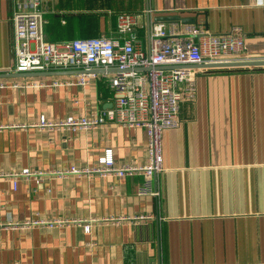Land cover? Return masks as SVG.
<instances>
[{"label": "crops", "instance_id": "1", "mask_svg": "<svg viewBox=\"0 0 264 264\" xmlns=\"http://www.w3.org/2000/svg\"><path fill=\"white\" fill-rule=\"evenodd\" d=\"M25 0H0V174L50 173L149 162L142 128H39L103 115L113 105L114 67L41 77L12 76L13 12ZM208 32L241 29L250 56L264 58V0H47L51 42L117 33L120 14ZM173 18V19H172ZM180 18V20L176 19ZM145 29L135 30L144 42ZM196 97L181 105L179 127L162 136L158 196L138 195L143 174L19 178L0 176V264H264V67L200 70ZM149 217L145 221L137 218ZM64 221L63 224L41 223ZM81 220L82 223H73ZM107 220V221H106ZM86 225H90L86 229Z\"/></svg>", "mask_w": 264, "mask_h": 264}, {"label": "built area", "instance_id": "2", "mask_svg": "<svg viewBox=\"0 0 264 264\" xmlns=\"http://www.w3.org/2000/svg\"><path fill=\"white\" fill-rule=\"evenodd\" d=\"M45 1L25 0L13 12L14 72L79 69L82 73L77 82L84 85L88 84L91 77L88 73L93 68L114 67L117 72L110 78L113 105L103 115L56 122L42 118L37 126L51 130L62 127L88 129L111 123L131 129L142 128L148 136L149 162L144 166H116L112 151L108 150L96 168L72 167L50 173L22 170L0 176L16 183L21 177L42 178L47 175L143 174L145 183L138 188V195L158 196V192L151 188V181L163 170V133L180 126L181 105L196 97L200 70L190 66L257 59L249 55L241 29L235 27L227 33L215 34L208 32L201 24L174 22L166 25L150 19L144 26L142 18L147 15L151 18L154 13V9L148 8L140 14L119 15L117 33L122 41L101 36L51 42L45 37V20L41 11ZM145 27L146 47L135 33V30ZM148 218L136 220L140 222ZM72 222L82 223L81 220ZM41 223L63 224L64 221ZM3 227L0 224V228ZM89 228L90 225H86V229Z\"/></svg>", "mask_w": 264, "mask_h": 264}, {"label": "water", "instance_id": "3", "mask_svg": "<svg viewBox=\"0 0 264 264\" xmlns=\"http://www.w3.org/2000/svg\"><path fill=\"white\" fill-rule=\"evenodd\" d=\"M173 19V18H172ZM180 20V18H176ZM191 23V22H190ZM264 67V58H257L246 61H235V62H223L217 64H202V65H192L190 68L204 70V69H227V68H258ZM177 67H162L161 69H175ZM82 73V72H81ZM49 74H57L56 72H30V73H16L12 74V76L18 77H41L47 76ZM6 74H0V77H4Z\"/></svg>", "mask_w": 264, "mask_h": 264}]
</instances>
